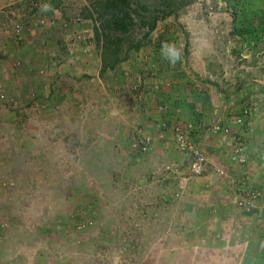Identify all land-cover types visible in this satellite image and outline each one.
Listing matches in <instances>:
<instances>
[{"label":"rangeland","instance_id":"obj_1","mask_svg":"<svg viewBox=\"0 0 264 264\" xmlns=\"http://www.w3.org/2000/svg\"><path fill=\"white\" fill-rule=\"evenodd\" d=\"M104 2L50 0V14L44 22L33 15L30 27L37 32L29 47L44 49L42 58L38 57L37 64L29 60L20 75L21 60L13 56L16 72L7 82L0 81V264L197 263L195 249L189 248L190 259L179 251L166 253L183 243L152 241L154 225L163 224L171 210L162 202L155 203L154 188L178 189L172 196L176 202L180 190L197 192L219 187L218 183L190 174L189 152L179 150L184 156L168 160V156H149L150 140L145 151L131 142L126 146L121 141L102 143L100 131H95L100 121L90 132L89 117L74 109L95 99V104L101 102L99 83L94 90L80 92L79 100L74 95L96 72L104 75V81L115 73L117 84L124 87L125 92L116 95L114 82L109 84L111 89L103 85L108 92L106 102L114 106L121 104L118 97L122 103L127 101L131 112L144 115L140 110L151 99L158 101L159 121L171 128L172 139L174 124H190L189 138L203 150L206 161L215 157L213 149L221 145L233 176L231 194L225 195L228 202L233 203L232 190L238 182L244 187L264 186V158L258 154L264 148L260 134L264 125V0H130L131 7L146 5L159 18L150 31L136 19V25L122 35L120 61L102 69V32L107 31L104 23L110 15ZM55 8L61 14L53 13ZM138 12L147 14L141 8ZM74 21L77 28L72 27ZM14 33L13 42H0L2 51L21 44ZM135 43L138 49L127 48ZM137 78L142 83L136 92L131 83ZM63 91L67 96L63 93L58 98ZM139 91L152 95L147 94L143 102ZM155 93L163 94L162 99L154 98ZM244 109L248 111L245 121L236 123ZM131 112L124 111L119 118L131 127L128 137L133 129L142 128ZM146 115L150 118L149 112ZM216 124L227 126L230 133H214L211 129ZM90 134L97 135L91 138ZM236 147L247 163H230ZM174 171L181 178L166 177ZM155 204L157 209L151 211ZM235 211L241 222L255 225L254 216L248 219ZM254 225L251 237L257 239L261 233ZM165 230L160 226L157 238ZM91 245L93 255L89 254ZM167 254L171 258H165Z\"/></svg>","mask_w":264,"mask_h":264},{"label":"crops","instance_id":"obj_2","mask_svg":"<svg viewBox=\"0 0 264 264\" xmlns=\"http://www.w3.org/2000/svg\"><path fill=\"white\" fill-rule=\"evenodd\" d=\"M25 6L26 4L23 0H0V42L3 40L8 44L9 42H13L12 37L13 34L15 35V31L18 33L17 37L22 40L20 45H12V49L8 47L3 51V45L0 44V81L7 82V80L11 79L10 76L12 73L16 72V67L13 68V64L11 65V62L13 61H11V58H13V56L18 55L19 57H17V59L21 60V67L19 69L17 68L20 70V72H18L20 75L24 72V65L29 64V60L37 64L40 61V58L38 57L42 58L43 56L42 52H44V49L41 50L39 46H33L32 48L29 47L30 41L32 42L33 40L31 39V37H33L32 34L33 32H37V30L35 28L30 29V27H32L31 22L34 21V17L26 12ZM57 9H52L53 13L59 12L61 14V12ZM60 9L62 10L64 8L61 7ZM52 16H54V14H52ZM16 23H19L20 25L19 28H17L18 30L14 28ZM95 75L96 77L91 76L85 80L84 89H76L77 91L74 95L77 98H75V100H79V98H81L79 94L80 92L91 89L94 90L98 85L97 83H99V90L102 91L101 102L99 104H95L98 101V99H95V102L92 101V103L85 106L76 104L75 107L73 106L75 112L82 114L83 117L87 119L89 117V123H92L89 130L90 132L93 131V125H97V121H100L99 125L96 126L95 131H100L98 139H101L102 143L109 144L111 142L115 143L121 141L126 146L127 142H131V136L128 137L131 127H129V124L127 123H120L119 118H122L124 111L130 113L131 110L128 108L129 106L127 101L122 103V100L118 97L116 99L121 101L119 106H114L113 103L106 102L108 92L103 85L110 89L113 87L114 90L118 89L117 91H114L116 92V95L125 92L124 87L120 84L121 87H123L121 88L120 85L117 84L119 79L115 73H113L114 77L109 75V80L107 79L105 81L104 75H99L97 72ZM74 81L76 83H80L77 79ZM113 82V87H110L109 84H113ZM91 86H93V88H91ZM110 89L108 90L109 92ZM63 93L65 94L64 97L68 94L66 91H63L62 93L59 92L57 97L62 99ZM92 93L93 91L90 94ZM147 94L152 95V92ZM161 95L155 93V96L153 94V97L162 99ZM157 105L158 101L151 99V101L146 104V107H143L144 110L146 108L147 109L145 111L140 110L144 115H139V113H136L135 110H132L131 112L133 114V119L137 120L141 124L142 133L150 140V145L153 146L149 156H168V160L174 156H184L176 145H174L170 133L171 128L169 129L162 126L161 121H159L161 116H159L160 113L157 112ZM109 107L112 109L111 113L114 115L112 116L113 119L108 115L110 111ZM149 108L151 109L149 110ZM97 112L100 114L99 120L96 116ZM146 112L150 113V118H148ZM163 117H165L164 119H169V116L163 115ZM68 118V125L72 126L73 122L70 117ZM133 131H135V129H133ZM260 134L264 136V125L261 128ZM96 135L97 134H90L89 136L92 138ZM86 137H88L87 134ZM206 143L207 142H205L204 145H206ZM229 143L230 141L228 140L226 144L228 145ZM251 146H254L253 139ZM219 147H221V145H217L216 149H213L214 154H216L213 155L215 157H209V162H211L212 166H210V163L207 161L206 171L198 177L200 179L213 181L214 184L218 183L219 187L216 185H213L212 189L209 187H203L198 189L197 192L180 190V196H178L179 199L176 200V202L172 196L176 194L174 192L178 191V189L175 190L168 187L162 188L161 186L159 188H154L156 190V192H154V198L156 200L155 203L162 202L166 208H170L171 210L169 213L165 214L164 220L161 221L163 224L154 225L155 232L150 234L152 241L155 243L164 242L168 244H185L186 246H179L177 247L178 249L176 247H172L170 249L168 248L166 249V253L172 254L175 251H179L178 253H183L184 258L187 259H190L188 254L189 248L191 250L195 249L197 258L196 264H264V229L259 225L254 216L256 222L255 225H253L259 226V233L261 234L259 238L253 239V237H251V230L254 228L253 225L250 226V223L241 222L239 220L241 218L240 216L239 218H236L233 215V211L236 209L234 205H232L233 203L231 204L230 201L228 202L225 197V195L227 196V194H231L230 189L232 187V180H229L230 178H233L232 175L231 177L229 175L231 166H229V164L226 163L227 161H225V157H227L228 153L222 152ZM224 147L229 148L228 146ZM259 151L260 152L258 154L264 158V148L261 150L259 149ZM179 164L181 163L179 162ZM210 167H214L213 169L215 170L216 168L224 169L227 172V177L224 179L218 178L215 170H213L211 174H208V169ZM179 174L177 171H174L168 173L166 177L181 178V175ZM155 182L156 181H152L151 184H155ZM223 182H227L226 184L228 186L224 185ZM260 187L263 190L264 198V186ZM210 197L213 200H211ZM149 209L154 211L157 209V205L155 204L154 207L150 206ZM172 210H175V213L172 212ZM198 212H200L201 218H198ZM160 226H163L166 230L159 238H157V230ZM193 244H195V246ZM90 247L91 249L89 254L93 255V246L91 245ZM168 254L165 258H171V255ZM155 257H158L157 253L155 254Z\"/></svg>","mask_w":264,"mask_h":264},{"label":"built area","instance_id":"obj_3","mask_svg":"<svg viewBox=\"0 0 264 264\" xmlns=\"http://www.w3.org/2000/svg\"><path fill=\"white\" fill-rule=\"evenodd\" d=\"M26 6L32 15L36 17H42L41 21L44 22L46 14H50V0H25ZM45 14V15H44ZM43 19V20H42ZM42 22V23H43ZM73 28H77L76 21L72 23ZM78 39H81V34L77 35ZM142 80L137 78L131 83L133 89L137 92L140 88ZM138 98L143 99L145 102L147 96L144 92H138ZM161 109L162 107L159 106ZM146 110V109H145ZM247 109L241 112V115L236 116V123H243L247 116ZM165 124H162L164 126ZM191 130L190 124L182 125L180 123L174 124L172 127L173 139L176 147L180 151L189 152L191 154L189 161V172L192 176H201L206 171V158L202 149L197 148L191 142L189 138V131ZM214 133H221L223 135H228L230 130L227 126H220L216 124L211 129ZM131 143L136 148H140L145 151L149 148V139L142 133L140 128H136L131 134ZM240 148H234L232 150V155L229 156V161L231 164H245L247 163V158L242 153H240ZM218 178H226L227 172L222 168H216L215 170ZM233 182V181H232ZM240 184V182H238ZM237 183L233 187V205L235 209L243 215L244 217L251 219V216H255L259 225L264 229V198L263 190L260 186L255 185L251 187L239 186ZM244 184V182H241ZM249 221V220H248ZM250 223V222H248Z\"/></svg>","mask_w":264,"mask_h":264},{"label":"trees","instance_id":"obj_4","mask_svg":"<svg viewBox=\"0 0 264 264\" xmlns=\"http://www.w3.org/2000/svg\"><path fill=\"white\" fill-rule=\"evenodd\" d=\"M104 7L110 11V15L104 23V28L107 31L102 32V47L105 50L101 56L102 69L113 68L120 61L119 53L122 50V42L124 41L122 35L128 33L136 25L137 20L140 27H145L150 31L154 29L159 18L158 14L150 11L146 5L131 7L130 0H105ZM138 8H141L147 14H140ZM162 12L167 13L163 9ZM111 32L113 36L110 34ZM96 36L99 38L98 32ZM112 45L113 48H111ZM127 48L138 49L139 44H130Z\"/></svg>","mask_w":264,"mask_h":264}]
</instances>
